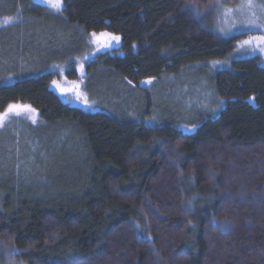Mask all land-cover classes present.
Wrapping results in <instances>:
<instances>
[{
  "label": "trees",
  "instance_id": "1",
  "mask_svg": "<svg viewBox=\"0 0 264 264\" xmlns=\"http://www.w3.org/2000/svg\"><path fill=\"white\" fill-rule=\"evenodd\" d=\"M216 1L63 0L54 13L0 0V20L19 18L0 28V113L40 114L0 127V264H264V67L229 63L243 35L221 38L189 8ZM93 32L121 36L124 56L87 64L86 113L49 86L61 69L78 79ZM197 67L212 104L196 114L164 82Z\"/></svg>",
  "mask_w": 264,
  "mask_h": 264
},
{
  "label": "rangeland",
  "instance_id": "2",
  "mask_svg": "<svg viewBox=\"0 0 264 264\" xmlns=\"http://www.w3.org/2000/svg\"><path fill=\"white\" fill-rule=\"evenodd\" d=\"M35 5H40L48 8L54 13H61L65 6L62 2L61 10L57 11L47 2L42 0H32ZM251 5V6H249ZM192 13L198 18L205 16V20L210 24L212 31L221 38H230L235 35H243V37L236 44L234 53L230 56L228 62L235 59L253 58L259 59V65L264 67V42L258 38L264 37V0H237L236 3H230L229 0H217L211 9L204 12H198L194 7H189ZM18 17L12 18V23L4 24L3 19L0 20V28L7 27L17 23ZM255 25H260L256 27ZM95 34V35H93ZM117 36L109 32H93L89 34V40L96 46V52L89 58L83 60L77 65L78 79L76 81H69L64 76V70H59L60 77L50 84V89L53 90L59 98L69 104L71 107L79 108L86 113H95L96 110L88 103L85 102L82 93V84L85 77V69L87 64L94 61L101 54H111L118 51L115 55L124 56L120 51L122 48V38L117 42L116 40H109L108 36ZM251 40V44H244V41ZM228 62L211 63L210 66L217 69H222L229 66ZM198 67L184 73L178 77H171L165 80L164 84L168 88H173L179 93L181 99L185 101L187 110L198 112H206L210 110L212 104V95L207 90L203 78L200 76L202 73ZM199 74V75H198ZM150 81V82H149ZM154 80L142 81L139 86L146 88L150 86ZM79 96V98H78ZM179 100V99H178ZM252 105H255L253 99L250 100ZM18 107L19 112H12L7 118L13 115H22L28 117L31 121H38L40 114L32 106L25 103L11 104ZM9 107V106H8ZM7 109L4 111L6 112ZM34 109V111H32ZM3 112V113H4ZM6 118V119H7ZM4 120V122L6 121ZM3 122V123H4ZM2 124H0V127ZM193 130H184V132H195ZM3 250V249H2ZM6 250V249H5ZM3 264H20L16 262H6Z\"/></svg>",
  "mask_w": 264,
  "mask_h": 264
},
{
  "label": "snow or ice",
  "instance_id": "3",
  "mask_svg": "<svg viewBox=\"0 0 264 264\" xmlns=\"http://www.w3.org/2000/svg\"><path fill=\"white\" fill-rule=\"evenodd\" d=\"M42 2H47L51 5V7L55 8L57 11L61 10L62 8V2L63 0H42ZM251 6V5H249ZM4 24H10L12 23V18L10 17H5L3 19ZM256 27H260V25H255ZM95 35V34H93ZM105 36H108L109 40H116L117 42L120 40L119 36H110L109 34H103ZM261 42H264V37H259L258 38ZM244 44H251L252 41L248 40V41H244ZM264 50V49H262ZM150 82V81H149ZM79 98V96H78ZM83 99L85 100V102L87 101V97H83ZM19 108L14 106V105H9L8 110L4 113H0V124H3L4 120L8 117V115L12 112H19ZM32 111H34V109H32Z\"/></svg>",
  "mask_w": 264,
  "mask_h": 264
}]
</instances>
